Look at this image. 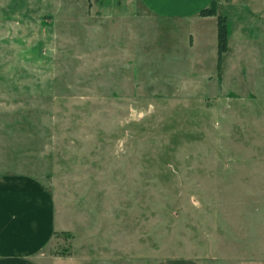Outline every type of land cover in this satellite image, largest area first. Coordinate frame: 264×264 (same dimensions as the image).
<instances>
[{"label":"rangeland","instance_id":"rangeland-1","mask_svg":"<svg viewBox=\"0 0 264 264\" xmlns=\"http://www.w3.org/2000/svg\"><path fill=\"white\" fill-rule=\"evenodd\" d=\"M218 19L138 0H0V175L78 224L48 250L94 264L264 258V0Z\"/></svg>","mask_w":264,"mask_h":264},{"label":"crops","instance_id":"crops-1","mask_svg":"<svg viewBox=\"0 0 264 264\" xmlns=\"http://www.w3.org/2000/svg\"><path fill=\"white\" fill-rule=\"evenodd\" d=\"M211 1L138 0L149 16L203 23L217 19L216 15L199 14ZM234 1L223 0L219 5ZM77 228L75 219L58 211L52 194L40 181L27 175H0V264H94L73 250H48L58 233H76ZM151 264L206 263L193 257H168ZM232 264H264V258L246 257Z\"/></svg>","mask_w":264,"mask_h":264},{"label":"trees","instance_id":"trees-1","mask_svg":"<svg viewBox=\"0 0 264 264\" xmlns=\"http://www.w3.org/2000/svg\"><path fill=\"white\" fill-rule=\"evenodd\" d=\"M223 0H212L211 3L200 10L199 14L203 16L216 15L218 19V48L219 58L228 50L229 27L227 16L218 13L219 3ZM228 1V0H227Z\"/></svg>","mask_w":264,"mask_h":264}]
</instances>
